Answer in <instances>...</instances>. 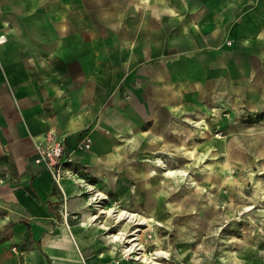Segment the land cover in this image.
Returning <instances> with one entry per match:
<instances>
[{"label":"crops","instance_id":"crops-1","mask_svg":"<svg viewBox=\"0 0 264 264\" xmlns=\"http://www.w3.org/2000/svg\"><path fill=\"white\" fill-rule=\"evenodd\" d=\"M0 35V264H132L76 224L80 181L33 164L43 134L64 138L67 169L96 177L209 116L222 154L255 142L258 223L220 259L179 264H264V0H0Z\"/></svg>","mask_w":264,"mask_h":264},{"label":"rangeland","instance_id":"rangeland-1","mask_svg":"<svg viewBox=\"0 0 264 264\" xmlns=\"http://www.w3.org/2000/svg\"><path fill=\"white\" fill-rule=\"evenodd\" d=\"M211 117L203 119L206 125L195 121L197 117L186 118L170 137L167 134L165 140H151L149 153L140 151L141 145L137 155L123 152L114 170L110 167L101 176L72 172L71 178L84 182L79 189L85 191L82 196L90 203L84 211L97 216L99 211H111L95 221H87L84 211V219L80 213L73 218L78 225L86 222L88 228L100 222L109 228L102 230L100 238L113 251L102 247L111 257L115 256L114 262L140 264V260L133 259L139 251L123 253V247L130 244L113 240L112 235L126 227L125 221L112 219L121 211L137 214V218L144 220L141 226L131 224L129 229H141L138 241L145 255L156 251L165 253V258L157 259L160 264H179L189 258L220 259L255 228L258 222L253 215V199L263 180L258 172L260 162L253 156L255 142L235 140L230 142L229 154H222L225 152L220 150L224 127L211 121ZM120 144L122 148L127 147L126 143ZM129 162L133 164L126 167ZM127 168L135 175L127 173ZM97 193L104 198L90 200ZM156 196L161 208L158 214H151L147 204ZM152 203L155 206L156 201ZM63 214L69 215L66 208ZM185 215L191 217L185 218Z\"/></svg>","mask_w":264,"mask_h":264},{"label":"built area","instance_id":"built-area-1","mask_svg":"<svg viewBox=\"0 0 264 264\" xmlns=\"http://www.w3.org/2000/svg\"><path fill=\"white\" fill-rule=\"evenodd\" d=\"M5 41L4 35H0V44ZM89 136H83L77 149L82 151L90 147ZM75 162L71 152L65 153V140L49 131L43 134L41 140L34 146L33 164L41 166L49 172L53 181L59 185L63 178H70L73 171L67 169L68 165Z\"/></svg>","mask_w":264,"mask_h":264},{"label":"bare ground","instance_id":"bare-ground-1","mask_svg":"<svg viewBox=\"0 0 264 264\" xmlns=\"http://www.w3.org/2000/svg\"><path fill=\"white\" fill-rule=\"evenodd\" d=\"M128 136V135H127ZM69 180H72V181H80L77 182L76 184L78 185V187H82L84 186V182L81 181L82 179H73V178H69ZM81 185V186H80ZM104 198V196H102L101 193H97V194H94L93 196L90 197V200H96V199H101V198ZM90 203H87V205H89ZM248 209V208H247ZM111 211H99L98 212V216L97 215H89V213H86L87 214V219L88 221H95L97 218L100 217L101 214H104V215H108ZM113 219V222H120V221H125V229H120L118 231V233L116 234H113L112 237H113V240L114 241H119V242H122V243H127V244H130V247H123L122 251L123 253H134V251H139L138 253H136L137 255L133 258V259H136V260H140V264H160L159 262H157V259L158 258H165L164 257V252L162 251H156L154 252L153 254H151L150 256L149 255H145L144 253H142V246H141V242H139V238H138V232L141 231V229L135 227L134 229L130 228L129 229V226L132 224V226H141L143 224V221L142 219L137 218V214H131V213H128L126 211H121L120 213L114 215L112 217ZM142 220V221H141ZM137 221V222H136ZM141 221V222H140ZM134 224V225H133ZM83 225H86V223H84ZM97 231L98 230H109L108 227H106L105 224H102L101 222L100 223H96L93 225ZM137 240V242H136ZM98 246L100 248V250H103V244L102 243H98ZM102 257L103 258H110L111 255L107 254L105 251H102Z\"/></svg>","mask_w":264,"mask_h":264}]
</instances>
